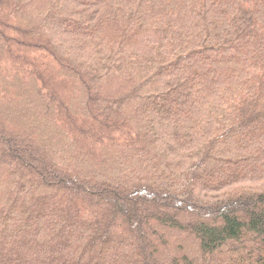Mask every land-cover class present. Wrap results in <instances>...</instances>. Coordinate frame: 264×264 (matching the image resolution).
<instances>
[{"label": "trees", "instance_id": "trees-1", "mask_svg": "<svg viewBox=\"0 0 264 264\" xmlns=\"http://www.w3.org/2000/svg\"><path fill=\"white\" fill-rule=\"evenodd\" d=\"M0 264H264V0H0Z\"/></svg>", "mask_w": 264, "mask_h": 264}]
</instances>
